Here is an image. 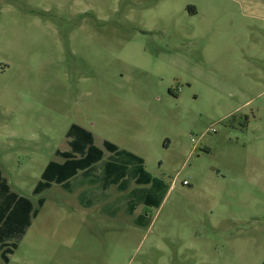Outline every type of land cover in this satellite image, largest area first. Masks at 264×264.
<instances>
[{
	"label": "rangeland",
	"instance_id": "obj_1",
	"mask_svg": "<svg viewBox=\"0 0 264 264\" xmlns=\"http://www.w3.org/2000/svg\"><path fill=\"white\" fill-rule=\"evenodd\" d=\"M219 3L0 0V169L44 199L0 264H264V24ZM72 124L140 157L160 206L33 196Z\"/></svg>",
	"mask_w": 264,
	"mask_h": 264
},
{
	"label": "trees",
	"instance_id": "obj_2",
	"mask_svg": "<svg viewBox=\"0 0 264 264\" xmlns=\"http://www.w3.org/2000/svg\"><path fill=\"white\" fill-rule=\"evenodd\" d=\"M65 138L68 150L55 152V156L62 162L50 161L45 166L32 191L33 196L41 195L52 185L59 186L69 194L86 186L88 195L79 194L78 203L90 209L108 200L110 186H116L118 192H125L131 184H135L149 187L134 189L122 197L110 215L114 216L121 210L126 215H132L139 206H160L167 186L144 169L141 158L118 149L108 141H103L101 148H98L92 133L75 124L68 128ZM104 152L109 154L105 158ZM36 205L30 199L11 191L0 169V260L3 263H8L9 256L18 248L32 220L44 205V199L38 198ZM145 221L142 215L135 220L139 224H145Z\"/></svg>",
	"mask_w": 264,
	"mask_h": 264
},
{
	"label": "crops",
	"instance_id": "obj_3",
	"mask_svg": "<svg viewBox=\"0 0 264 264\" xmlns=\"http://www.w3.org/2000/svg\"><path fill=\"white\" fill-rule=\"evenodd\" d=\"M219 1V5L217 6L218 11L222 14V16L227 17L230 14L236 13L242 16H246V17H251L252 19H257L259 21V24H264V0H216ZM83 128V127H82ZM85 129V128H84ZM94 138V137H93ZM103 142V141H102ZM101 142V145H102ZM95 144V143H94ZM96 146V145H95ZM98 147V146H97ZM101 148V147H98ZM119 149V148H118ZM122 150V149H121ZM126 151V150H125ZM64 152V151H63ZM106 155H109L108 153L104 152V158L106 157ZM57 158V157H56ZM140 158V157H139ZM60 159V158H59ZM59 162V161H56ZM62 162V161H61ZM144 162V161H143ZM145 169V168H144ZM146 170V169H145ZM54 186V185H52ZM57 186V185H56ZM96 186H94L95 188ZM115 187V190L117 193H122L121 195H123V197L127 194H129L132 190L134 189H139V188H148L149 186H138L135 184H131L130 187L125 191V192H118L116 189V186H110L109 187V192H110V196H111V191L112 188ZM133 187V188H131ZM52 188V187H51ZM50 188V189H51ZM87 187L84 186L82 188L77 189L73 194L71 195H75L76 196V200L78 203V196L79 194L83 195V196H87L88 192H87ZM12 191V190H11ZM19 195V194H18ZM21 196V195H20ZM109 196V198H110ZM108 198V200H109ZM108 200H106L105 202H107ZM104 202V203H105ZM34 205V204H33ZM78 205L80 206V204L78 203ZM37 206V205H36ZM35 206V207H36ZM82 207V206H81ZM98 207V206H95ZM93 207V208H95ZM140 207V206H139ZM138 208V207H137ZM136 208V209H137ZM135 209V211H136ZM134 213V212H133ZM34 220V219H33ZM32 220V221H33ZM13 255V254H12ZM11 256V255H10Z\"/></svg>",
	"mask_w": 264,
	"mask_h": 264
}]
</instances>
